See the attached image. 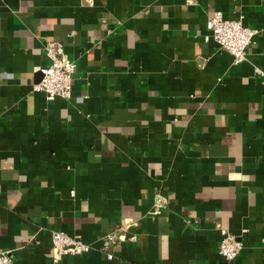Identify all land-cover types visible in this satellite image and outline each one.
Here are the masks:
<instances>
[{"label":"crops","instance_id":"obj_1","mask_svg":"<svg viewBox=\"0 0 264 264\" xmlns=\"http://www.w3.org/2000/svg\"><path fill=\"white\" fill-rule=\"evenodd\" d=\"M216 10L256 30L241 63L205 40ZM46 41L70 98L32 90ZM56 230L92 245L59 264H264V0H0V250L52 264Z\"/></svg>","mask_w":264,"mask_h":264},{"label":"built area","instance_id":"obj_2","mask_svg":"<svg viewBox=\"0 0 264 264\" xmlns=\"http://www.w3.org/2000/svg\"><path fill=\"white\" fill-rule=\"evenodd\" d=\"M192 0H187L190 2ZM207 34L205 40L212 38L219 48L232 55L235 64L244 61L247 49L251 44L256 30L246 26L242 18H225L221 11H214L207 16L205 21ZM44 49L49 58V64L40 69L41 77L38 82L32 84V90L43 92L48 100L55 97L70 98L72 88V75L76 64L66 55L63 45L58 41H46ZM168 197L157 191L150 209V214L158 215L166 208ZM221 238L218 252L225 262L236 258L241 251L242 241L226 229L220 230ZM135 237L132 236L131 239ZM123 239L119 229H114L103 235L100 240L99 250L104 253L106 259L113 258V248ZM51 263L59 264L64 255H79L92 249V245L84 242L76 236L63 231L51 232ZM10 251L0 250V264H12Z\"/></svg>","mask_w":264,"mask_h":264}]
</instances>
